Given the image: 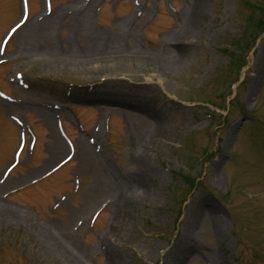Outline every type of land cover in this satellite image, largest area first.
I'll return each mask as SVG.
<instances>
[{"label":"rangeland","instance_id":"rangeland-1","mask_svg":"<svg viewBox=\"0 0 264 264\" xmlns=\"http://www.w3.org/2000/svg\"><path fill=\"white\" fill-rule=\"evenodd\" d=\"M57 241L79 264H264V0H0V264H76Z\"/></svg>","mask_w":264,"mask_h":264},{"label":"bare ground","instance_id":"bare-ground-1","mask_svg":"<svg viewBox=\"0 0 264 264\" xmlns=\"http://www.w3.org/2000/svg\"><path fill=\"white\" fill-rule=\"evenodd\" d=\"M85 13V15H87L88 13H90V7L89 5H86L83 9H82ZM67 14L68 13V10H64V11H61V12H43L37 20H35V22L33 23V25L30 27L29 26V30H27L24 35H23V38L24 39H32L33 37H36V32L40 31V30H46L47 34H53V31L54 29L59 25L60 21H63L62 20V17L61 14ZM205 16V5L202 3V2H198L196 4V6L193 8V11H192V14L190 16V19H189V28L186 29V31H184L183 33L180 34H177L175 36V38H173L174 40L173 43L178 46L177 49H176V52L179 53L181 52L180 55H177V58L176 60L177 61H180L181 63L184 62L183 59L185 58V56L183 55V52H186L187 49H188V46L192 45V41H191V38L195 37V34H196V27L199 26V23H200V20H202V18ZM124 36V33H118V34H113V35H106L104 33H99L97 34L95 37H94V43L95 45H97V47H99V45L101 46V43H107L109 44L111 41L115 40L119 46H121V40ZM92 41V42H93ZM91 42V44H92ZM91 44H88L91 45ZM174 45V46H175ZM47 49L49 50L50 49V46L47 47ZM52 52V56L54 57H58V56H61L62 57H68V56H71V55H76L75 54V47L74 45L71 46V51H73L71 53H68L67 52V48L65 47H60L58 48L57 46H51V50H49ZM49 53V52H47ZM166 53V52H165ZM168 53V52H167ZM67 54V55H66ZM167 55V54H165ZM176 56V55H175ZM158 57V56H156ZM160 57V56H159ZM145 56L144 55H141L140 54V60L144 59ZM159 59V58H158ZM62 60V59H60ZM175 60V59H173ZM164 63L166 65H170V66H173L176 67L178 65H181L177 62H173V61H164ZM163 63V64H164ZM111 94V95H110ZM109 96L107 97L108 100L106 101V103L108 104H116L118 105L120 108H124V107H141V106H138L137 104H140V100L137 102L135 101H128L127 99H125V97L123 96H120L119 94H114V93H109L108 94ZM142 102V101H141ZM142 104V103H141ZM146 104V103H145ZM148 104V103H147ZM144 110V113H150L152 118L154 120H156V128L158 129L159 127L163 126L165 124V119H164V115L161 111H154V110H151V108H148V107H145L143 108ZM47 111H45L48 115L51 116L52 114V111L53 109H49V108H46ZM148 110H151V111H148ZM51 113V114H50ZM129 114V113H128ZM155 130V129H154ZM97 133V132H96ZM151 134H152V131H151ZM150 137V135H149ZM58 141H57V144L59 146V148H63L64 144L63 142L57 138ZM109 167V166H108ZM112 171V170H111ZM114 174V176L116 177V174L114 172H112ZM118 178H126V179H129L128 176L126 175H122V174H118ZM132 187L130 186L128 188V191H131V192H127L124 188L123 190L120 192L119 194V199L122 203L124 204H129L131 201H132V190L131 189ZM15 219L17 220H20V216L17 214L16 216H13ZM219 224V223H218ZM217 224V225H218ZM65 241H57L56 244H58L57 248H59L58 250L62 251V253L68 258V260H72L74 263L76 264H79L83 261V258H84V255L75 251L73 254H71L73 251H68V249L65 247ZM69 252V254H68Z\"/></svg>","mask_w":264,"mask_h":264},{"label":"trees","instance_id":"trees-1","mask_svg":"<svg viewBox=\"0 0 264 264\" xmlns=\"http://www.w3.org/2000/svg\"><path fill=\"white\" fill-rule=\"evenodd\" d=\"M190 185H191V183H190Z\"/></svg>","mask_w":264,"mask_h":264}]
</instances>
